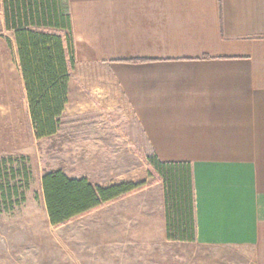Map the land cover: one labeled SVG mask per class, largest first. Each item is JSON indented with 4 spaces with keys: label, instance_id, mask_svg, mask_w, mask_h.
Listing matches in <instances>:
<instances>
[{
    "label": "crops",
    "instance_id": "0c3cea01",
    "mask_svg": "<svg viewBox=\"0 0 264 264\" xmlns=\"http://www.w3.org/2000/svg\"><path fill=\"white\" fill-rule=\"evenodd\" d=\"M68 4L75 66L63 116L76 127L54 135L55 170L101 187L149 181L71 222V264H196L183 254L192 249L206 264L207 250L222 260L235 248L264 264V0ZM4 8L0 0L3 26ZM150 155L191 164L195 241L168 239Z\"/></svg>",
    "mask_w": 264,
    "mask_h": 264
},
{
    "label": "trees",
    "instance_id": "16d2710c",
    "mask_svg": "<svg viewBox=\"0 0 264 264\" xmlns=\"http://www.w3.org/2000/svg\"><path fill=\"white\" fill-rule=\"evenodd\" d=\"M5 25L13 31L28 99L31 125L37 139L52 138L60 130L68 103L75 49L68 0H4ZM3 28L0 25V33ZM9 42L11 40L8 39ZM24 161L27 157L22 156ZM150 177L164 184L167 236L170 240H196L193 173L190 163L163 162L148 157ZM9 163V167H6ZM19 159L0 158V211L14 204L30 185L32 170ZM21 177V185L12 183ZM23 180V181H22ZM149 181L101 187L87 178H70L62 170L46 172L42 188L52 226L66 224L121 197L144 189ZM20 186L24 191L20 194ZM6 205V206H7ZM10 210V208L8 209Z\"/></svg>",
    "mask_w": 264,
    "mask_h": 264
},
{
    "label": "rangeland",
    "instance_id": "374dc122",
    "mask_svg": "<svg viewBox=\"0 0 264 264\" xmlns=\"http://www.w3.org/2000/svg\"><path fill=\"white\" fill-rule=\"evenodd\" d=\"M1 26L0 61L7 60L10 64H0V158H18L19 163L14 166L28 164L32 177L25 190V200H21L22 196L14 197L13 206L3 205L0 211V264H71L70 249L65 240L69 241L71 222L77 218L60 226H52L41 193L43 175L55 170L62 159L56 149L61 145V139L52 137L35 141L27 103L19 86V74L14 65L15 47L8 41L11 38L15 42L14 33ZM73 127H76L75 118L63 116L60 130L69 131ZM25 154L30 155L26 161L21 158ZM6 167H9V163ZM68 172H71L70 169ZM156 179L153 176L150 182ZM15 182L21 185V177L12 181ZM23 191V186H20V194ZM202 252L205 251L192 249L184 250L183 254H191V263L199 264L198 259L204 256ZM211 252L214 251L207 250L206 264H219V261H223L222 264H256L244 249L235 248L228 253L223 251L222 260L211 256ZM194 257L197 260H193ZM176 264H186V259Z\"/></svg>",
    "mask_w": 264,
    "mask_h": 264
}]
</instances>
